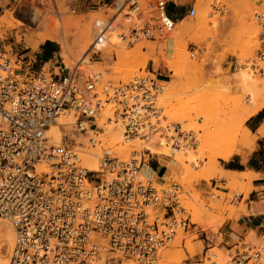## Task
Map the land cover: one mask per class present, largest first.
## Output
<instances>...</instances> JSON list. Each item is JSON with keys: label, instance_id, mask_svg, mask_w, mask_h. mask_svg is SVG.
<instances>
[{"label": "built area", "instance_id": "obj_1", "mask_svg": "<svg viewBox=\"0 0 264 264\" xmlns=\"http://www.w3.org/2000/svg\"><path fill=\"white\" fill-rule=\"evenodd\" d=\"M252 1L259 6L264 0ZM178 2L128 0L127 17L136 22L121 30L119 41L132 45L164 39L174 27L167 5ZM210 9L218 11L213 4ZM194 15L189 3L185 16ZM253 19L259 28L257 48L247 64L259 73L264 11L254 9ZM104 27L93 42L105 40ZM187 51L190 58L203 60L195 49ZM35 60L27 49L0 48V217L13 231L6 264H119L122 259L154 264L162 249L188 229L189 213L179 203L181 186L173 182L159 189L140 177L148 157L158 156L148 149L132 151L126 159L104 153L98 171H87L77 137L88 136L91 148L99 145L97 121L107 109L106 123L122 125L125 140L155 136L170 154L194 149L195 133L169 121L158 103L169 80L153 68L118 83L106 71L82 80L76 65L51 72L35 70ZM63 117L71 121L58 125L63 136L55 141L48 131ZM242 199V193L234 192L229 202ZM214 239V234L204 233V254ZM226 252L229 264H264V244L242 240Z\"/></svg>", "mask_w": 264, "mask_h": 264}, {"label": "rangeland", "instance_id": "obj_2", "mask_svg": "<svg viewBox=\"0 0 264 264\" xmlns=\"http://www.w3.org/2000/svg\"><path fill=\"white\" fill-rule=\"evenodd\" d=\"M127 1L128 0H0V48H4L5 50H9L10 48L27 49L30 55L36 53L40 44L37 48L30 49L26 48V44L23 40L26 34H36L41 30L38 27L37 22L31 21L34 12H38L41 18L43 16L52 18L59 17L58 19L64 20L67 24L66 42L67 45L72 47V45L77 42V33L80 29L79 26L87 23H91L92 25L93 18L104 19L106 22H109L115 17L121 8L126 11ZM180 3H186L187 6L189 3L193 4L196 11L193 19L187 17L183 18V24L189 26L192 30H195L201 25H205V30H203L204 33L199 31L194 35V32H190L188 35L176 37L172 40L175 45L177 44V47L180 45V47H178L180 49L184 44L181 49L182 54H179L178 52L181 59L178 55L173 54L174 47L168 48V45L165 42L170 35H168L164 41H142L137 42L132 46L124 45L125 49H122V51L124 50L123 52L127 53L128 51V53H131V51L133 52L134 49H137V46L141 45V47H144L141 51L151 52L149 49L153 47L152 53H150L152 56H149V61L147 60V64L144 68H135L133 67V64L126 70L129 69L128 71H130V73L128 75L130 77L135 74L146 75L147 71H151V68L162 70L163 74L169 80L168 84L170 88L168 89L169 92L166 91L159 97V103L161 105V100L164 102L162 104L164 107L163 114L168 120L181 124L183 129L190 126L192 127L193 132H195L196 146L194 149L189 150H191V152H193V150L196 151L198 157L196 160L197 165H195L193 172L199 173L200 170L208 164V155L205 154L206 149L201 147L198 142L200 134L206 133L209 135L211 133L213 137L215 136L212 141L213 147H225L233 143L239 144L238 138L242 135L238 124L240 119L232 118L234 104L232 103V99L238 98L242 104L248 102L250 99V95L246 91L237 88L238 86L235 77L237 72H239V68L240 70H245L243 68H246V71L250 75L255 74L253 78L257 80L258 88L263 90V94L261 91L260 92L264 99V75L261 76L259 73L251 74L252 71L248 69L247 64V61L253 56L257 48V36L259 32V28L253 19V10L258 9L264 11V1L259 6H256L252 0H182ZM212 4L217 6V13L211 11L210 5ZM61 8L64 10L66 9L64 15H60L58 12ZM167 10L169 15H173V12L170 11L171 9ZM200 12L202 13L201 16ZM240 16L243 18L241 20L242 22H240ZM19 23L22 25H19ZM244 29L246 30L245 32ZM241 30L244 33L240 32ZM251 30L256 33L254 34V37L252 36L253 34L250 33ZM172 33L173 31L171 34ZM250 38L254 43H250ZM92 40L93 39L91 38V42ZM245 41L247 44L244 43ZM45 42L53 43L56 46V65L65 68L64 72L71 70L77 64L79 65V61L82 57L80 59L79 57H74L76 59L70 61V66L68 68L65 67L62 62L63 60L60 57V45L55 41ZM171 45H169V47H171ZM249 45H252V48ZM244 46H248V48ZM192 49H195L194 54L196 57L202 58V61H199L197 58H190L187 50ZM112 50L106 49L103 52L93 53L91 57L89 55L91 66L88 65L87 74H82L83 71H79L82 80L87 79L91 74L98 71L108 72V77L114 83L128 80L130 78L128 75H125L127 78L124 79V73L121 74L114 72L115 66L118 64L121 65V63L115 62L118 61V59L115 55V51ZM172 63L175 65H172ZM83 66H85V64L81 65V67ZM122 76H124V78ZM171 89H173L174 92H171ZM202 106L204 107L201 108ZM174 108L177 111L176 113L180 115L179 117L183 115L187 116L188 114V119L183 117L184 120L179 122L178 120L171 118V115H174ZM105 111L108 112L107 109ZM106 112L104 115H106L105 117L107 119L110 117V113ZM242 126L244 127V124ZM256 135L257 134H252L247 136L248 142L246 141V144H243L246 145L244 151H246L247 154L254 147ZM80 138L83 142H87L88 136L84 135L80 136ZM99 138L103 140L101 137H98V134H96V139L98 141ZM88 147L91 149L89 145ZM129 148L136 149L134 146H130ZM103 152L105 153V151ZM131 152L132 150L124 154L123 156L125 157L115 156L123 159L128 157ZM109 154L112 157L114 156L113 153ZM165 157L166 156L161 155L157 157L149 156L144 165L146 172H148H145L146 176L156 185H160L165 189H167L173 182L179 184L181 186V195L179 197L180 206L186 211L188 210L189 213L188 229L183 233L179 232L182 235L180 237L181 240H175V237L174 241L169 247H167V252L170 254H178L183 249V246L192 244L194 249L193 253L186 254L178 264H201L210 254L208 253L204 256L206 249V242L203 240L204 233L214 234L215 239L212 248L219 249L221 253H219V257L216 256L218 262L214 261L212 264H221V262L226 263L227 252L226 249L218 246L221 241L218 231L226 221L233 220L240 214L245 213L242 203L253 190L252 184L246 187H242L241 185L229 186L227 183L232 177L228 179V177L224 176L219 171L213 170L209 173L210 176H208L209 178L207 177L208 179L198 181L192 180L191 188L186 192L184 185L181 184V181L178 178H169L170 171L167 168V163L170 158ZM156 158L159 161L158 165L154 160ZM221 162L222 160L220 159L216 161V165L218 166L217 169L221 170ZM149 168H152L155 172H152ZM243 177L244 173L236 176L234 180L236 179V182H238L243 179ZM212 181H215L216 183L214 189L211 187L214 184ZM234 192L242 193L243 199L240 203L236 202L234 205H230L229 199ZM210 193L214 194L213 198H210ZM192 212H195L194 215L198 212L197 214L199 217L196 215L198 221L193 219L192 216L194 215H192ZM245 241L255 245H262L264 244V237L254 239L253 235L250 234L245 238ZM3 250L5 253L6 248ZM214 259L212 258V260ZM124 261L125 259H122L121 262ZM157 261L154 264H156Z\"/></svg>", "mask_w": 264, "mask_h": 264}, {"label": "bare ground", "instance_id": "obj_3", "mask_svg": "<svg viewBox=\"0 0 264 264\" xmlns=\"http://www.w3.org/2000/svg\"><path fill=\"white\" fill-rule=\"evenodd\" d=\"M65 10L61 8V9H59V11L58 10L57 11L60 13V15L61 14L64 15L66 12ZM217 12L218 11H215V13H217ZM49 13H50V11H49ZM185 14L178 22L174 21V27L172 29L173 33L172 34L170 33L169 34L170 36L165 41L168 45V48L174 47V49H173L174 55H178V52H179V54H182L181 49L183 48L184 44L182 43L183 45H182V48L180 49V48H178V47H180V45L177 47L176 46L177 44L175 45L173 43L174 41L172 42V40H174L176 37L188 35L190 32H194V35L196 33H198L199 31L201 33L202 32L204 33L203 30H205L204 29L205 25H201V26L197 27L195 30H192V29H190L189 26L183 24L182 19L186 17ZM127 15H128V13L126 11H124L123 8H121V10L115 15V17L112 20H110L108 23L104 19L93 18L92 25H91V23H87V24H83V25L79 26L80 29L77 33V42L74 45H72V47H70L69 45H67V42H66V35H67V31H66L67 26L66 25L67 24H66V22H64V20L58 19L59 17L52 18V17H46V16L44 17L43 16L41 18L40 14L38 12H34L32 14L31 21L37 22L38 27L41 29L40 30L41 32L38 31V33H36V34H26L24 36L23 40H24V43L26 44V48H30V49L37 48L39 44H41L45 41L57 42L60 45V50H61L60 57L62 58V60H63L62 62L65 65V67L68 68L70 66V61L72 59L73 60L76 59L74 57H77V58L79 57V59L82 57L79 61V65L78 64L76 65V66H78L79 71L80 70L83 71L82 74H87V72H88V67H89L88 65H90L89 55L91 57V55L93 53L103 52L106 49H110V50L113 49L115 51V55L118 59V61H115V62L121 63V65L118 64V65H120L119 67H117L118 65L115 66L114 72L115 73H121V74L124 73V76L125 75L127 76L130 73V71H128L129 69L128 70H126V69L129 68L130 66H132L133 64H134L133 67H135V68L136 67L137 68L138 67L144 68V66L147 64V60L149 59V56H152V55H150V53H152V50H153V47H151L149 49V50H151V52L141 51V49L144 47H141V45H140V46H137L136 50L134 49L133 52L131 51V53H128V51H127V53L123 52L124 50L122 51V49H125L124 45L125 46H132L137 42L144 41V40H139V41L133 43L132 45H126L125 43H122L119 41L118 35L120 34L121 30L123 28H127L129 23L136 22L135 18L130 19L129 17H127ZM201 15H202V13L200 12V16ZM194 17H195V15H194ZM193 18H190V19H193ZM64 19H66V18H64ZM242 19L243 18H241V16H240V22H242L241 21ZM3 22H4V20H3ZM104 24H106V26ZM19 25H22V24L19 23ZM102 27L105 28V40H103L100 43L99 42L95 43V42H93V40L91 42V38L94 39V36L97 34V30L99 28H102ZM245 31L246 30L244 29V32ZM240 32H243V31L241 30ZM250 33L253 34L252 35L253 37H254V34H256V33H254V31L252 32V30ZM250 33H249V35H250ZM200 36H201V34H200ZM166 38L167 37L162 39V41H164ZM249 40L251 41V38ZM244 43H246V41ZM250 43H254V42L251 41ZM250 43H248V44H250ZM169 45H171V47H169ZM244 47L248 48V46H244ZM248 50H250V49H248ZM185 57H184V59H185ZM179 58L181 59L180 56H179ZM182 58H183V56H182ZM176 59H177V57H176ZM174 63L176 64L175 61H174ZM174 63H172V65ZM82 64L83 65L85 64V66H83L84 68L81 67ZM260 68H261V72H259V74L262 76V75H264V63H262L260 65ZM243 69H245V70H242V69L240 70V68H239V72H237L236 77H235V79L237 81V86H238L237 88H240L242 91L243 90L246 91L250 95V99L248 100V102L242 104L240 99H238V98L232 99L231 98L233 101L232 103H234L233 109H232V114H233L232 118H235V119L239 118L240 119L238 124L240 126L239 128L241 129L242 135H240V138H238L239 144L233 143V144H231L229 146H225V147H213L212 141L214 140L215 136L213 137L211 135V133L209 135L206 133L203 134L202 133L203 131H202L201 132L202 134H200L198 137V142L200 143L199 145L201 147L206 149L205 154L208 155L207 156L208 164L203 169L200 168L201 170L199 173L193 172L195 165H197L196 160L198 157L196 155V151L193 150V152H191V150H187L183 153L182 152H176L174 154H170V151L168 150V148L166 146H164L162 141L157 140L155 136L150 137L147 141H142L139 139L125 140V138H123V135H122L123 134L122 125H120L119 123L114 124L112 122L106 123V117H105L106 115H104L106 111L104 112L102 118L97 121V130H99V131L96 134H98V137H101L103 139V140H101L99 138V143H100L99 145L96 144L95 148L93 147V148L89 149L87 142L86 141L83 142L80 137L79 138L77 137V142L82 143V145H83L82 149L80 150L82 152L80 155L82 157V166L87 171L96 172V171H98V161L102 157V154L104 153L103 151H105V153H108V154L113 153L114 154L113 157H116V156L122 157L124 154H126L130 150L139 151V150H143V149H148V150H150V153H152V154H156L158 156H160V155L166 156V157L170 158V160L167 163V168L170 171L169 178H176V179L178 178L181 181V184L184 185L186 192L189 191V189L191 188L192 180L198 181V180H202V179L203 180L208 179L209 178L208 176H210L209 173H211L213 170L219 171L221 173V170L217 169L218 166L216 165V161L218 159H220L222 161H227L234 153H241V149H245L246 145H243V144L247 141V136H250V133L242 125L244 124V122L248 118H250L252 115H254L258 111H260L262 108H264V99L262 97L263 90H260L258 88V82H257V80H255L253 78L255 74L253 72H251V74H254V75H250L246 71V68H243ZM124 76H122V77L124 78ZM126 76L124 79L127 78ZM171 90H172L171 92H174L173 89H171ZM260 91L262 92V94ZM168 92H169V90H168ZM174 96H175V94H174ZM159 101L160 100H158V103H159ZM163 103L164 102L162 100H161V105L159 103V105L162 106V109L164 108L162 105ZM203 107L204 106H202L201 108H203ZM174 110H175V108H174ZM174 112H173L174 115H171V118H174V119L178 120L179 122L184 120L183 117H186L185 119H188L187 118L188 114H187V116L183 115V116L179 117L180 115L178 113H176L177 111L175 110ZM106 113H110V111H108ZM179 113H180V111H179ZM70 121H71V119H70ZM70 121L67 117L60 118L57 121V125H51L50 126L49 131H48V135L52 136L55 141H58L63 136V132L58 125L67 124V123H70ZM184 130L193 131L192 127H190V126L185 128ZM199 130H201V129H199ZM239 133H240V131H239ZM235 134H237V133H235ZM233 135H234V133H233ZM130 146H134L136 149H130L129 148ZM193 153H195V154H193ZM123 157H125V156H123ZM128 157H126V158H128ZM126 158H123V159H126ZM144 165L142 166L143 168L141 167L140 177L147 178L146 173H148V172H146ZM241 174H243V173H233L232 178L229 179V182L227 183V185H229V186L230 185H233V186L241 185L242 187L243 186L244 187L250 186L252 179L254 177V174L251 172L244 173L243 179L236 182V179L234 180V178L238 175H241ZM210 178H212V177H210ZM156 187L157 188L159 187V189H165L164 187H162L160 185H156ZM248 188H250V187H248ZM245 197H246V195H245ZM195 203H196V199H195ZM229 204H230V202H229ZM230 205H234V204H230ZM186 212H188V210ZM192 213H193L192 215H194L195 212H192ZM197 213L198 212H196V215H198ZM196 215H194L192 217L195 221H198L199 215H198V217ZM181 236H182L181 233H178L175 240L180 239ZM12 243H13V231L11 229V226L8 223V221H6L4 218L0 217V264H6L7 263V258H8V254L10 252ZM4 248H6L5 253L3 250ZM166 249H168V248L162 249V251L159 254V258H158V261L156 264H178L180 262V260L186 256V254H192L194 251L192 244L183 246V249L178 254L177 253L176 254H170L167 252ZM208 253H210L209 256L207 255L208 256L207 258L204 257L206 259L201 264H212L214 261L218 262L216 260V256H218L219 253H221L219 249L213 247L206 254H208ZM206 254H204V256H206ZM212 258L213 259L215 258V259L212 260ZM219 260H221V259H219ZM222 260H224V259H222ZM226 263H228V262H226ZM226 263L221 262V264H226ZM120 264H135V263H133L132 261L125 260L124 262H121Z\"/></svg>", "mask_w": 264, "mask_h": 264}, {"label": "crops", "instance_id": "obj_4", "mask_svg": "<svg viewBox=\"0 0 264 264\" xmlns=\"http://www.w3.org/2000/svg\"><path fill=\"white\" fill-rule=\"evenodd\" d=\"M181 1L179 0L177 5L173 3L167 5V8L173 12L170 17L175 22L184 16L188 8L186 3H180ZM32 55L36 58L35 70L45 68L52 72L56 67L63 69L60 65L53 64L57 62V48L53 43H41L36 53ZM244 128L250 135L257 134L254 147L248 154L241 149V153H234V156L232 155L227 161H222L221 174L229 179L233 173L251 172L254 174L251 182L253 190L243 200L245 213L226 221L218 231L221 240L218 246L226 250L233 247L235 243L245 240L250 234L254 239L264 237V109L248 118ZM149 169L155 172L152 168Z\"/></svg>", "mask_w": 264, "mask_h": 264}]
</instances>
